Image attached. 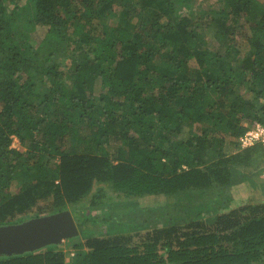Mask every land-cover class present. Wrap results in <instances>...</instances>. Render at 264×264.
Masks as SVG:
<instances>
[{"label": "trees", "instance_id": "obj_1", "mask_svg": "<svg viewBox=\"0 0 264 264\" xmlns=\"http://www.w3.org/2000/svg\"><path fill=\"white\" fill-rule=\"evenodd\" d=\"M209 1L0 0V224L40 200L69 210L95 183L190 201L215 183L257 186L237 161L257 166L261 146L229 149L264 125V2ZM177 204L81 211L72 264H264V203L190 202L187 216ZM150 220L164 223L131 234ZM60 246L0 264H68Z\"/></svg>", "mask_w": 264, "mask_h": 264}, {"label": "rangeland", "instance_id": "obj_2", "mask_svg": "<svg viewBox=\"0 0 264 264\" xmlns=\"http://www.w3.org/2000/svg\"><path fill=\"white\" fill-rule=\"evenodd\" d=\"M264 2V0H262ZM198 4L204 5L205 8L203 10L208 11L210 1L209 0H197ZM246 21V20H244ZM244 21H241L242 23ZM119 19L118 18H112V24H118ZM241 23V25H242ZM244 26V25H243ZM245 27L248 30L249 25H245ZM245 31L246 29L243 28ZM209 34L213 37H215V32L212 30L209 32ZM47 35V30L45 28H39L35 32H33V38L36 46L41 45L42 41ZM240 37V36H239ZM216 48L220 47V44L215 40ZM252 128V127H251ZM74 144V143H73ZM72 144V145H73ZM260 145V149H257V155L261 157L262 152H264V147L262 144H256L252 147L248 148H238L236 147H229L230 149V155L236 154L240 150V152H244L245 150H250L251 148ZM13 147L14 148H21V142L18 138H15L13 141ZM116 148V147H115ZM239 152V153H240ZM251 155V154H250ZM238 163V169L243 171L245 174H251L252 179L256 183V187L249 184V178L244 179L242 178V181L240 183H234L232 186H224L218 183H215L214 186L208 190H204L202 192H198L196 197L193 199V201H190V195L189 194H179V195H145V196H132L128 197L125 194L115 190L110 184L105 183H95V186L92 190V192L87 195L81 202L76 204H69L68 209L71 211L77 221L78 215H80L81 211H85L89 208H94L95 213H97L96 208L99 206L100 209L102 208L101 213H124V212H140V211H148L151 212H159L160 210L170 211L167 210V206L170 205V203L178 202L179 204L175 205V207L171 208V211L174 214H178L180 216L182 215H188V211L184 206H187L190 204V202H193L195 205H199L202 203H221L228 204L227 210H232L235 208H239L241 206L249 205V204H259L264 203V155L262 157V160L260 163H258L257 166H251L250 164H239ZM51 203L49 199L46 200H40L38 203H36L34 206H32L27 212L18 214L9 220H12L14 222H20L23 220H26L27 217H33L36 216H44L53 213L55 209H51ZM226 210V211H227ZM216 214V213H213ZM217 215H209L207 216L206 222L210 225L214 224ZM32 219V218H30ZM163 221H156L154 224L152 220H150L147 223H143L142 225L145 226L144 228L137 231H133L131 234L134 235L135 238L137 236H144L146 235L150 230H152L157 225L163 224ZM78 224V222H77ZM114 226H110L107 228H111ZM115 229V228H114ZM110 230V229H109ZM86 238L81 239H74L72 241L66 240L62 243V246H60L56 250H60L65 253L66 260L68 264H72L73 260L78 252L77 245L81 243L86 242ZM87 247L84 248V251H87Z\"/></svg>", "mask_w": 264, "mask_h": 264}, {"label": "water", "instance_id": "obj_3", "mask_svg": "<svg viewBox=\"0 0 264 264\" xmlns=\"http://www.w3.org/2000/svg\"><path fill=\"white\" fill-rule=\"evenodd\" d=\"M79 235V226L69 210L21 223L0 224V257L36 252Z\"/></svg>", "mask_w": 264, "mask_h": 264}, {"label": "built area", "instance_id": "obj_4", "mask_svg": "<svg viewBox=\"0 0 264 264\" xmlns=\"http://www.w3.org/2000/svg\"><path fill=\"white\" fill-rule=\"evenodd\" d=\"M241 147L248 148L256 144H262L264 147V125L257 124L241 138Z\"/></svg>", "mask_w": 264, "mask_h": 264}]
</instances>
